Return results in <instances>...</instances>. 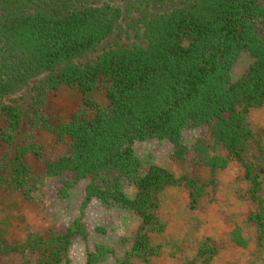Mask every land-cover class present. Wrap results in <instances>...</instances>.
Returning a JSON list of instances; mask_svg holds the SVG:
<instances>
[{
    "label": "trees",
    "instance_id": "obj_1",
    "mask_svg": "<svg viewBox=\"0 0 264 264\" xmlns=\"http://www.w3.org/2000/svg\"><path fill=\"white\" fill-rule=\"evenodd\" d=\"M121 20L120 8L108 2L0 0V144H14L22 117L19 106L4 102L7 96L24 91L34 80L42 93L62 86L77 90L83 97L82 113L56 126L44 124L59 142L69 140L64 156L46 162V173L55 177L71 173L58 190L62 199L87 181L82 214L93 199L136 214L142 224L125 263L142 258L150 264L159 249L141 232L154 223L150 212L154 194L184 179L163 167L146 165L136 156L134 144L167 140L176 162L185 163L193 153L191 163L209 167L213 174L232 161L244 163L243 152L253 136L247 114L264 107V0H183L180 7L157 16L142 10L134 21L141 43L111 48L92 65L77 64L96 53ZM243 52L254 61L233 82L231 71ZM96 93L107 99L105 109L95 102ZM89 110L96 115L88 117ZM201 126L209 128L210 138L188 146L185 131ZM220 150L227 154L219 155ZM42 151L33 142L17 148L18 188L33 176L25 158L30 154L41 158ZM251 171L247 169L244 179L258 193L259 176ZM124 180L135 187L134 196L126 193ZM187 184L193 189L194 205L202 187L194 179ZM260 203L249 222L261 240L264 196ZM87 236L80 217L64 233L39 241L44 247L37 264H62L74 239ZM232 239L238 246L246 244L240 228ZM15 250L4 246L0 234V254ZM113 254L109 247L97 246L86 264H100Z\"/></svg>",
    "mask_w": 264,
    "mask_h": 264
},
{
    "label": "rangeland",
    "instance_id": "obj_2",
    "mask_svg": "<svg viewBox=\"0 0 264 264\" xmlns=\"http://www.w3.org/2000/svg\"><path fill=\"white\" fill-rule=\"evenodd\" d=\"M182 1L158 4L149 0H93L96 5L108 2L120 8L122 20L96 53L78 60L77 64L92 65L111 48L141 43L134 21L142 10L152 16L163 15L180 7ZM253 61L249 53H241L231 71L232 81L241 79ZM39 87V81L34 80L24 91L4 99L6 103L19 106L22 117L14 144H0V234L5 247L17 248L0 254V264H37L43 253L40 249L44 247L39 241L64 233L80 217L88 236L74 239L62 264H86L88 254L101 245L109 247L114 254L100 264H124L134 246L141 219L132 211L104 205L98 199H93L82 214L87 181L78 184L68 198L62 199L58 190L63 181L72 177L71 173L56 177L46 173V162H56L64 156L69 140L59 142L44 124L56 126L80 115L83 97L67 86L44 93ZM94 99L102 108L108 106L104 95L96 93ZM87 115L94 117L96 111L89 110ZM247 121L253 136L245 146L244 163L232 161L216 174L209 167L194 166L193 153L185 163L176 162L173 147L167 140L134 144L136 156L146 165L163 167L184 179L154 194V207L150 211L155 216L154 223L141 232L159 249L150 264H264V236L258 239L256 227L249 222L250 215L259 211L264 196V107L251 109ZM184 138L191 146L199 138H210L209 128L188 129ZM30 142L43 148L42 156L37 158L30 154L25 158L33 176L20 189L14 181L16 152L20 145ZM216 152L227 154L221 150ZM247 169L259 176L260 192L254 193L251 181L244 179ZM189 179L197 180L202 187L200 199L194 205L190 196L193 189L187 184ZM124 189L129 196L135 195V187L127 180H124ZM236 228L242 231L246 240L244 246H238L232 239ZM30 238L33 242L29 244ZM129 262L147 264L142 258H132Z\"/></svg>",
    "mask_w": 264,
    "mask_h": 264
}]
</instances>
